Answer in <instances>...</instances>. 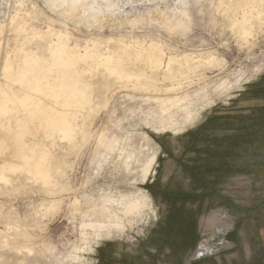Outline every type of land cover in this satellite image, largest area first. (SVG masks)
Segmentation results:
<instances>
[{
    "label": "rangeland",
    "instance_id": "rangeland-1",
    "mask_svg": "<svg viewBox=\"0 0 264 264\" xmlns=\"http://www.w3.org/2000/svg\"><path fill=\"white\" fill-rule=\"evenodd\" d=\"M82 3L71 20L47 0H0V77L18 11L34 10L30 23L42 33H68L81 54L105 58L121 41L204 63L143 89L106 82L98 67L77 147L45 140L52 192L16 170L11 185L0 184V264H264V19L251 18L242 38L219 0ZM198 170L208 192L185 211L176 199L198 191L188 183L201 181Z\"/></svg>",
    "mask_w": 264,
    "mask_h": 264
},
{
    "label": "bare ground",
    "instance_id": "bare-ground-1",
    "mask_svg": "<svg viewBox=\"0 0 264 264\" xmlns=\"http://www.w3.org/2000/svg\"><path fill=\"white\" fill-rule=\"evenodd\" d=\"M47 1L53 9L71 20L85 8L84 0ZM219 8L229 15L230 28L242 38L251 33V18L264 19V0H228L227 3L219 0ZM19 13L16 12L9 20L11 45L6 43L3 51L0 77V184L5 186L13 183L10 173L16 170L19 174L26 173L30 182L40 183L52 192L50 151L45 140L58 136L77 147L75 138L80 132L76 120L92 103L98 67L105 72L106 82L126 80L128 87L143 89L149 80L157 81L161 75L162 79L170 78L184 70L191 72L204 63L202 58L194 55L166 57L157 44L144 48L139 43L125 45L121 41L116 42L119 47L105 58L87 50L81 54L70 47L68 33L51 28L42 33L34 28L30 23L37 17L34 10L22 16ZM238 14L240 18L236 17ZM95 18L92 17L93 20ZM39 42L44 44L43 49L35 45ZM15 68L18 69L17 76L12 74ZM66 72L73 73L75 78L86 73L88 79L86 82L78 78L69 81ZM22 84L33 89L24 91ZM150 175L152 171L144 172L146 179ZM47 209H54V202H50Z\"/></svg>",
    "mask_w": 264,
    "mask_h": 264
},
{
    "label": "crops",
    "instance_id": "crops-1",
    "mask_svg": "<svg viewBox=\"0 0 264 264\" xmlns=\"http://www.w3.org/2000/svg\"><path fill=\"white\" fill-rule=\"evenodd\" d=\"M198 173H199L198 178H200L201 171L198 170ZM195 176H197V175H195ZM201 178L203 179V177H201ZM201 178H200L201 181H199V179H198V181H196L197 179L195 177H192L191 178L189 176L188 183L193 182V183H196V185L201 186V187H199V189L197 188L198 191L188 192V195L185 196L184 198H182V196H181L180 198H177L176 199V203H180V202L187 201V202H185L186 204L184 205L185 211H189V210L191 211L192 210V207H187V203H190L192 200H195V197L196 196H199V195H201L203 193H207L208 192L207 190H204V187H203L202 184H205V183H204V180L202 182V179ZM197 200H199L200 202L202 201L201 200V197L198 198ZM179 205H180V207L182 206V204H179ZM199 209H200V206H199ZM193 235H194V233H192V236ZM97 264H108L107 263V258H105V257L104 258H101V260L97 261ZM120 264H136V263L129 261V259H125Z\"/></svg>",
    "mask_w": 264,
    "mask_h": 264
}]
</instances>
